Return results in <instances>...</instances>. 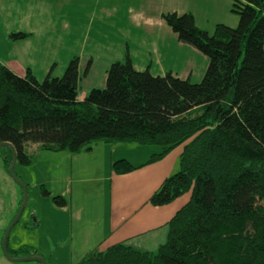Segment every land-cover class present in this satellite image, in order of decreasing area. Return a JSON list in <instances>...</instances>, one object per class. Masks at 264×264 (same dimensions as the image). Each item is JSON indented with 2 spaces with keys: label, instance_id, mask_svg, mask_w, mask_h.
Masks as SVG:
<instances>
[{
  "label": "trees",
  "instance_id": "obj_1",
  "mask_svg": "<svg viewBox=\"0 0 264 264\" xmlns=\"http://www.w3.org/2000/svg\"><path fill=\"white\" fill-rule=\"evenodd\" d=\"M231 12L238 26L218 25L211 35L189 14L162 16L179 43L207 58L199 84L154 77L149 65L136 71L126 53L123 63L108 66L103 88L79 99V57L61 77L49 73L42 82L0 63V144L13 147L17 165L30 166L29 145L72 155L98 143L156 146L145 165L183 146L178 171L149 200L162 207L190 194L168 222L165 242L155 252L118 243L78 264H264V0H234ZM92 64L89 58L83 77ZM5 150L8 173L12 153ZM140 167L120 160L111 172ZM42 195L50 196L44 188ZM52 200L66 206L61 197Z\"/></svg>",
  "mask_w": 264,
  "mask_h": 264
},
{
  "label": "crops",
  "instance_id": "obj_2",
  "mask_svg": "<svg viewBox=\"0 0 264 264\" xmlns=\"http://www.w3.org/2000/svg\"><path fill=\"white\" fill-rule=\"evenodd\" d=\"M233 3L234 0H0V63L20 77L27 71L36 79V76L45 78L49 73L61 76L68 62L73 57L81 58L87 47V58L93 59L98 53L101 57L105 56L104 51H109V46L116 44L125 53L119 58L124 59L127 53L136 71L142 72L144 67L134 60L165 58L173 62L183 60L184 70L189 72L192 65L188 61L189 55L185 57V54H201L179 43L162 16L189 14L199 30L211 35L218 25L232 29L238 26L239 18L231 12ZM51 20L52 24L49 23ZM130 28L138 31L143 38H133L135 31L131 34ZM10 34L28 37L11 41ZM39 39L53 42L59 50L58 57L44 55L40 58L39 50H36ZM108 42L112 43L108 45ZM180 50L184 51L182 57L173 56ZM115 62H106L105 68ZM151 68L152 62L149 72ZM104 81L105 76L103 85ZM123 145H93L100 152L102 174L96 178H89V174L84 182L103 184L96 192H91V196L88 194L85 197V202L77 207V211L67 212L71 220L72 249L80 254L77 258L118 243H125L138 251L155 252L167 238L168 222L189 201L190 194H186L162 207L149 203L164 180L178 171L183 146L174 149L161 161L145 165L154 152L148 150L152 148ZM37 148L36 145H29L27 150L35 151ZM132 151H137L136 155H131ZM91 152L68 155L73 161ZM115 153H118L117 156H112ZM116 160L142 167L124 175H115L110 164ZM86 166L88 168L81 173H90L92 167L90 164ZM63 208L68 209V205Z\"/></svg>",
  "mask_w": 264,
  "mask_h": 264
},
{
  "label": "rangeland",
  "instance_id": "obj_3",
  "mask_svg": "<svg viewBox=\"0 0 264 264\" xmlns=\"http://www.w3.org/2000/svg\"><path fill=\"white\" fill-rule=\"evenodd\" d=\"M82 12L85 13L84 10H82ZM49 23L52 24V20ZM45 25L46 23H44L43 27H45ZM124 29L125 28H123L122 31ZM111 30L114 31V28L111 27ZM129 30L131 34L135 31L133 28ZM132 37L140 40L143 38V35L135 31ZM111 43L112 42H108V45ZM36 50H39L40 58L44 55H54L57 58L59 55V50L58 48L56 49L53 42L48 43L40 39L39 47ZM107 50L109 51L105 50L104 54L110 57H101V54L98 53L92 59L94 63L87 77H83V72L85 64L89 59L87 58L88 47L84 55L81 56L78 89L79 99L83 98V95L88 94L93 88L104 87L102 80L107 70L105 68L106 62H124L125 58H119L121 55L125 56L120 45L111 44ZM182 52L184 51H177L173 56L182 57ZM187 55H189L188 61L192 65L189 69L190 73L184 70L183 60H176L173 62V60L163 58L160 60L139 59L134 61H138L141 67H144V70L148 65L151 67L152 62L153 68L150 69V74L154 77H164L166 74H171L173 77L183 81L188 79L190 84H199L207 68V59L198 54H185V57ZM59 60L60 58H58V61ZM203 60L205 61L204 63ZM64 63H66V60H64ZM36 77L39 82H42L44 79L43 76ZM52 77L56 78L61 76L56 73ZM90 148L92 150L91 153L81 155L73 161L70 160V154L68 155L66 152H44L40 151L39 148L35 149V151L27 150V154L31 157L30 166L22 167L17 165L15 167L14 175L16 179L20 181L27 190V204L18 222L12 228L7 240V250L12 252L21 250L15 255H11L14 257L8 254L12 259L18 260L27 257H39L43 259L45 264L79 263L80 258L76 256L77 254L80 256V254L72 249L70 240L71 220L70 214L67 212L77 211V207H81L82 203L85 202V197H87L88 194L91 196V192H96L98 187L103 184H97L91 181L84 182L86 181L84 178H87L89 174V178H96L102 174L99 164L100 152L95 146H90ZM121 148L123 149L126 147ZM148 148H152L148 150H154L152 155L159 152L156 146H149ZM6 153L5 148L0 149V264H39L34 261H9L2 252V238L23 202V192L21 188L2 167V157ZM136 153L137 151L130 152L131 155H136ZM117 154L115 153V155L112 156H117ZM117 161L118 160H116V162ZM132 161L134 162L136 160ZM86 164H90L92 167L90 173H81V170L88 168ZM110 166L112 165L110 164ZM42 188L50 194L49 197L42 195ZM55 197L63 198L66 201V206L68 205V209L55 205L52 200V198ZM26 249L27 251H25Z\"/></svg>",
  "mask_w": 264,
  "mask_h": 264
},
{
  "label": "water",
  "instance_id": "obj_4",
  "mask_svg": "<svg viewBox=\"0 0 264 264\" xmlns=\"http://www.w3.org/2000/svg\"><path fill=\"white\" fill-rule=\"evenodd\" d=\"M2 148H8L11 153H12V162L11 165L8 169V174L9 176L19 185V187L21 188L22 192H23V202L15 216V218L13 219V221L11 222V224L8 226V228L5 231V234L2 238V242H1V248H2V252L3 255L9 260V261H23V262H38L39 264H45V262L43 261V259L39 258V257H27V258H23V259H18V260H14L12 259L7 252V240L9 238L10 232L12 230V228L16 225V223L18 222L19 218L21 217V214L27 204V190L26 187L16 179L15 175H14V170L15 167L17 166V159H16V154L15 151L13 149V147L8 144V143H3L0 144V149Z\"/></svg>",
  "mask_w": 264,
  "mask_h": 264
}]
</instances>
